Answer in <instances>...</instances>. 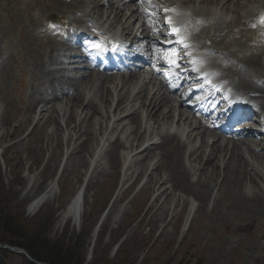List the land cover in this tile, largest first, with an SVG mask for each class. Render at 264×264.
<instances>
[{"label":"rangeland","instance_id":"rangeland-1","mask_svg":"<svg viewBox=\"0 0 264 264\" xmlns=\"http://www.w3.org/2000/svg\"><path fill=\"white\" fill-rule=\"evenodd\" d=\"M2 1L5 0H0V3ZM29 1L35 4L37 2V0ZM29 1L26 0V4ZM204 5L210 10L216 7V4L212 5L209 2ZM248 6H245L246 10ZM242 7L240 10L244 8ZM37 8L38 11L39 8H46V12L53 17H63L69 15L70 8H74V5L72 1H67L63 6L51 7L43 3ZM37 8L34 10L37 11ZM23 10L27 12L25 18L32 15L28 4L23 5ZM0 12L4 13L0 15V33L4 29L7 31L4 35L12 33L11 36L7 35L6 39L12 41L14 49L9 48V52H12L15 58L14 63L9 59L5 67L0 65V215L19 216L23 220V225L31 230L40 231L50 242L59 241L75 247L85 264H126V262L128 264H264V211L245 208L238 203L241 191L251 195L264 193V157L258 160L245 144L238 143L239 157L252 164L248 170L251 171V177L255 181L247 177L241 178L235 184L232 179L228 178V182L224 180V173L227 172L225 163L228 160V157L222 160L224 153L222 156L218 152L217 162L221 166L215 168L211 166L209 169H204V172L201 170L197 172L200 162L189 159L185 154L182 163L193 170L189 178L195 189L194 194L175 190L170 182H166L165 186L170 187V191L159 197L158 201L156 192L149 189L151 183H149V174L153 171L154 180L151 185L156 187L155 184L161 176L160 170L151 168L156 160L162 162L159 157L161 150L153 147L154 155L145 159L150 169L146 172L144 171L146 169H143L144 172L138 180L136 176L142 169V164L139 162L133 167L130 164L132 156L147 142L156 140V137L157 140L160 139L155 133L157 123L147 117V109L143 106V102L148 101L151 96H146L145 88L135 101L134 95L139 92L134 88L136 83L127 82L123 85L120 84L122 82H118L117 88L116 84L109 83L113 101L106 103L101 99L103 96L106 98V88L104 90L100 87L97 90L96 86L100 84L97 83L90 92L89 88L93 83L87 80H81L79 86L81 92L82 89L86 93L90 92L89 96L93 97L103 112L113 109L120 98L127 111L140 116L141 128L136 139L133 136L129 138L132 142L127 143V149L117 148L118 153L124 155L127 160L117 167L121 174H114L106 140L115 141L119 135L127 136L136 126L130 124L131 117L122 121L118 130L113 129V121L120 116V111L115 113L116 117L111 114V119L104 121L105 130L101 134H97L94 125L91 127L93 132L96 131L95 140L93 142L89 140L91 146L94 144L91 152L84 150L82 154L75 152L70 156L72 147H78L87 138V135L80 136L81 132L78 128L86 113L82 115V107L80 108L78 102L73 101L75 104L72 106L67 96L53 99L51 87L53 78L67 79L72 83L76 80L66 77L69 71H51L56 67L46 60L50 52L48 45L45 47V52L47 51L44 54L45 58L41 62L46 68V74L42 75V69L40 68L41 71L38 69L39 63L35 64L31 53L26 50L25 46L29 45L25 38L26 34L23 38L19 37H22L23 31L26 32L27 28L31 29L32 26L25 27L26 30L22 29L24 26L21 23L24 22V18H16L12 23L6 17L4 10ZM42 40L47 38L43 37ZM41 51L39 49L37 53L40 52L42 57ZM18 53H21V56ZM234 55L232 58L229 55V58H237ZM231 59L227 62L229 63ZM260 68L263 67L257 69ZM261 72L264 73L263 69ZM256 75L258 71L252 68L249 75L251 78H247L256 82ZM86 83L88 89H85ZM37 97L38 102L34 109L29 111L30 103ZM140 103L145 110L139 107ZM171 105L173 102L169 103L168 107H164V112L167 111L165 109L173 107ZM91 114L92 112H89L84 118L86 123H83V127L89 128L93 121V123L101 122L100 113H96V116ZM26 120L28 123L25 127L14 133L20 123ZM191 121L189 119L179 126L186 134L188 131L184 126L189 124L190 127ZM171 124L170 121L163 122L160 130L163 132L169 130ZM122 127L124 132L120 133ZM151 133L154 134L150 135ZM140 137H144V141L140 142ZM40 138L43 139L42 142ZM99 141L100 145L95 149ZM57 142L60 143L59 146ZM131 144L134 145L133 148ZM187 144V150L198 146L197 143ZM229 146L232 148V145ZM208 148L206 147V150ZM236 161L235 159L233 163ZM253 166L258 168L260 176L255 173L256 170H252ZM127 167L133 168L134 171L128 181H123ZM51 184L54 185L55 192L51 204L30 212L28 210L30 202ZM82 186L86 193V209L82 221L61 223V211L66 207L70 196ZM190 214L191 220L187 222ZM95 226L98 228L97 235L91 243L88 233ZM0 258L7 261V264L23 263L22 257L18 255L3 257L0 252Z\"/></svg>","mask_w":264,"mask_h":264},{"label":"bare ground","instance_id":"bare-ground-1","mask_svg":"<svg viewBox=\"0 0 264 264\" xmlns=\"http://www.w3.org/2000/svg\"><path fill=\"white\" fill-rule=\"evenodd\" d=\"M25 1L26 0H5V1H2L0 3V11L4 10V12L6 13L5 14L6 17H8V20L12 23L15 22L13 20L16 18L17 19L24 18L25 19L24 22L21 23L24 26V27L22 26L23 27L22 29L26 30L25 27L32 26L31 29L27 28L28 31L26 30V32L22 30L23 31L22 37L21 36H19V37L23 38V37H25V34H26L25 38H26V41L28 42L27 44H29L28 46H25L26 50H28L31 53L32 60H34V63L35 64H36V62L39 63L38 69H39V71H41L40 68L42 69V75H43V74H46V68L43 65H41V62H42V59L45 58L44 54L47 52V51L45 52V47L47 45H48V47H50V52L47 54L48 58L46 56V58H47L46 60L47 61L49 60L51 62L57 61L59 58H57V55H55V51H54L55 48L57 47V42H56L55 38H50V37L47 38V40H42L43 37L40 36L37 32V28L39 26V19H35L34 18L35 15L34 16L30 15V16H27L25 18V15L27 12H25L23 10V5L28 4V8L30 9V12H32V14H33V12L36 11V9L34 10V8H37L38 5L42 6L43 3H45L46 5H51V7H52V6L66 5V2L64 0H37V2L35 4V3H32L29 0H27L29 2L26 4ZM178 1H177V3L180 5H182L183 3L188 4V5H184V6L185 7L187 6V8H189L192 11L191 13L193 16H191L190 14H189V16L192 17V19H193L192 22H194V23H199V20L201 19L203 22L212 21V24L209 25V26H212L211 28L215 27L217 24H219V27L222 25H225L220 29V33L224 31L225 27H229L231 25L230 23H227V24L223 23L224 21L221 18H217L214 21V19H210V17L208 19H206V17L204 15L199 14L197 12V9H196V4L198 3V0H178ZM248 1H250V0H248ZM248 1H245V0H228V1H226V0H202L200 4L204 5L207 2H209V3H212V5L216 4V7H221L220 8L221 11L228 10V11H231L234 13H239V12H237V10L243 6L244 2L246 3L245 6L246 5L248 6V4L251 3ZM173 3L174 2H172L171 4H173ZM145 4H148V3H145ZM262 4H264V1L262 2ZM124 7H125V4L122 5V7L118 6L117 10L121 9V13H122L124 11ZM138 8H139L138 10L140 11L141 6H139ZM248 8L250 9V6H248ZM44 9H46V8H44ZM44 9L39 8V11H42V12L47 11V9L46 10H44ZM49 9L50 8H48V11H49ZM37 10H38V8H37ZM214 11L215 10H210L209 12L211 14H213ZM142 12H144L143 9H142ZM248 13H252V10H249ZM2 14H4V13H1L0 15H2ZM240 15H242V14L238 15L240 17V19H242L243 16H240ZM187 18H188V16H186L184 18V20H186ZM27 21H29V22L26 23ZM126 22H127V20H126ZM130 26H132V25L130 24ZM4 30L2 31V33H0V63H2L1 67H3V66L5 67L7 62L9 61V59H11L13 61V63L15 61L14 56L11 54L12 52H9V48H10V50L14 49L13 44L11 43L12 41H10L11 39L10 40L6 39L7 35L11 36L12 33L11 34L7 33L6 35H4L5 34L4 32H7ZM212 36L213 35H209V37H212ZM228 36H230V33L224 34L223 38L226 39V38H228ZM219 37H220V34H219ZM215 41L218 42V38H216ZM231 44H235V46H241L240 48H243L245 42L243 43L242 40H239L238 38L235 37L234 39H232ZM225 45L228 46L229 44L225 43ZM247 47H248V45H245V48H247ZM39 49L42 50L41 51L43 53L42 57L39 54L40 52L37 53V51H39ZM225 49H226V47H225ZM48 50H49V48H48ZM239 51H240V49H236V50H233L232 52H227V54L233 56L234 54H236ZM7 52H9V53L7 54ZM36 53L40 55V59L38 58V55H36ZM5 55H8L7 56L8 60H7V58H5L6 57ZM232 56H231V58H232ZM240 60H243L245 63L250 65L252 68L256 69V71L258 70V72L259 71L261 72V70L263 69V68L257 69L258 67H264L263 66L264 64L261 62L262 59H261L260 54L250 55V56L243 55L242 58H240ZM25 61H26V59H25ZM25 61H23V62H25ZM43 62H45V61H43ZM9 63H11V62H9ZM62 66H63V64H62ZM8 71H5V72H8ZM51 71L53 72L52 69H51ZM5 72L4 73L2 72V73L5 74ZM232 73L239 76V82L238 83L240 85L244 86L243 89H245V90L249 89L251 91L256 89V90H258L256 92L263 93V97L256 96V100L258 101V99H260L259 101H261V98H263V101H264V89L263 88L256 87V84L247 81L236 70H232ZM42 75H40V76L42 77ZM88 75H89L88 77H81L82 75H79L78 78L74 77L78 80V82L76 83V87H75L74 91L72 90L74 88V84L69 83L68 81H65L64 79H61V78H60V80H57V78H59V77L53 78V79L51 77V79H52L51 89L53 90V92H52L53 94L51 96L53 97V99L54 98L57 99L58 95H66L71 102L72 101L78 102L80 108L82 107L81 114L83 115V113H86L85 117L88 116L89 112H92L91 116L92 115L96 116V113H100L101 118H102L100 123H97V122L93 123L94 122L93 121L92 124L89 126L90 129L88 127H83V123L86 121L84 119L85 117L80 121V123L78 124L79 125L78 126L79 132H81L80 136L83 137V136L87 135V138L85 137L86 139L85 140L83 139L84 141L78 147H72L71 152H70V156L72 154H74L75 152L76 153L80 152L82 154L84 150H88L91 152V149H93L92 147L94 144L91 146L89 143V140H91L93 142V140H95V138H96V131L93 132V129H91V127L94 125L95 126L94 129L97 130V134H101L103 132V130H105V129H103L104 128V121L110 120L111 114H113V116L116 117L115 113L120 111V116L113 121V129L118 130L119 127L121 126L122 121L126 120V118L130 119L131 117H132V119L130 121V124H133L134 127L136 126V128L133 131H131L127 136H120L119 135L115 141L106 140V142H108L107 152H108L109 159L113 162L114 174L115 175L121 174L122 172L117 170V167L119 166L120 163H123L127 160H126V157L124 155H121L120 153H118L117 148L118 147H126V149H127L128 148L127 143L132 142L129 138L131 136H133V138L136 139V137L138 136V133L140 131V128H141L140 116L137 113L127 111L126 107L122 105V103H121L122 99H120V98L118 100V103L116 104V106L113 109H110L109 111L106 110V112H103L101 110V108H99V106L97 105L95 100H93V97L87 100L86 95H84V93L82 94V92H84V91L81 92V89L79 87L80 86L79 83L83 79H85V81L87 80L88 82L89 81L92 82L93 84L91 83L92 86L89 88L90 92L92 91V88L94 87L95 84L100 83V84H98V86H96V87H98L97 90H99L100 87L103 88L104 90L106 88V90H107L106 98H104V96H103V97H101V99H102V101L107 103V102L113 101V100H111L113 97H111V93H110L111 90H110L108 84L109 83L112 85L116 84V88H117L118 82H122V84L124 85L129 80L125 81L124 79H122L118 76H111V77H107V78H99L98 79L96 77L93 78V76H92L93 74H91V73H89ZM47 76H48V74H47ZM50 76H51V73H50ZM35 77H37V76H35ZM148 79H149V77L147 76L146 79L141 80L140 91L136 94V96L139 97L145 88H146L144 90L145 92H147V90H148V96L147 97H150V96L151 97L148 99V101L143 102V106L146 107V109H147V111H146L147 117L149 119L154 120L157 123V130L155 131V133L157 134L158 137H160V139H159V142H157V141L147 142L144 145V147H142L138 152H136V154L134 156H132V158H131L132 162L130 161V164L132 165V167L135 166L139 162L142 164V165L140 164L142 166V169L139 171V173L136 176V180H138L142 176L144 171L146 172L150 169V166H148V164L145 162V159L148 157L150 158V157H152V155H154V154H152L153 153V151H152L153 147H155L157 149L159 148L161 150V152H159V157H160V159H162V162L159 163V160H156V162L153 164V166L151 168V169L155 168V170L156 169L160 170L159 174L161 176H160V179L157 180V182L155 184L156 187L151 185V183L154 180V174H152L153 171L150 172V174H149V176H150L149 183L151 182L149 189H150V191L156 192V200L159 197L165 195L166 193H168L170 191V187L165 186L166 182H170L172 184V188L175 190H180L181 192L186 193V194H190V195L194 194L195 189H194L192 182L189 178L192 175L193 170L189 169L186 165H184L182 163L185 154H186V156H188L189 159L192 158L193 160L200 162V166L197 170V172H199L200 170L203 171L206 168L209 169L211 166H213L214 168H215V166L218 167V165H220L219 162H217L218 161L217 158L219 157L218 152L221 153L219 155H222V153H224V157L222 160H224L228 157V160H226V163H225V165H226L225 168L227 171L226 173H224L225 182L226 181L228 182V178H229V180L232 179L235 182V184H237L241 180V178L245 179L247 177L251 178L249 180L255 181V179H253L251 177V173H250L251 171L248 170V167L251 166L252 164L248 163L249 161L245 160L243 157L242 158L239 157V149H240L239 145L240 144L238 145L237 141H234L231 144H230V142L223 144V140L218 138L210 144V140L207 139V137L205 135L207 133V131H205V133H203V135H202L201 122H199L198 124H193L191 121L190 122L191 128L188 127L189 124H186V130L188 128H190V129L188 130L187 134L184 133V131L181 130L179 128V126H181L182 124L187 122V120L192 119V117L190 115H187L186 112H183L180 109H179L180 110L179 111L175 104L171 105L173 107L168 108V111L164 112V107L166 108V107H168L169 103H172V98L174 95L171 94L170 92H167V91H165L162 94V92H161L162 87H158L156 89L152 88L150 91V85L148 84ZM151 82H152V80H150V84H151ZM146 85H147V87H145ZM253 86H255V88H253ZM154 89H155V91L153 92ZM71 90L73 91V93H72L71 97H69ZM37 102H38V97L35 98L30 103L29 111H32L34 109L35 104ZM73 102H72V106H73V104H75ZM180 105L182 106L183 104L181 103ZM262 106H264V102H263ZM212 112H214L216 114L219 113L220 117H226L225 110L217 111L216 109H213ZM176 114H178V120L175 124L177 126H175V128H174V126H173L174 120L173 119L175 118ZM165 121L172 122L171 128H172V130L174 129L173 132H171V130H170L171 128H169V130H166L165 132L160 130V127L162 126L163 122H165ZM27 123H28L27 120L24 122H21L18 129L15 130L14 133L16 131L22 129L23 127H25V125ZM107 128L108 127H106V130H107ZM196 131H197V134H196ZM123 132H124V127H122L120 129V133H123ZM153 134L154 133H151L150 135H153ZM124 135H126V134H124ZM182 136H186L188 139H190V141H193L196 139V137L200 136L201 137V144L197 147H193V150H190V152L187 154L185 151V149L187 150V148H185V147H187L186 146L187 142L185 143L182 141V139H181ZM141 137L139 139L140 142L144 141V137L143 138H141ZM124 138L126 139V141H124ZM242 140L243 139H240L239 141H241L242 144H245L249 148L250 153L253 154L255 157H258L257 158L258 160L260 157L261 158L264 157V143L263 142H253L254 145H263L262 148L253 150L250 146V145L253 146V144H251V141H253V139H251V137L245 138L244 141H242ZM42 141H43V139L40 138V142H42ZM229 144L232 145V148H230ZM59 145H60V143L57 142V146H59ZM99 145H100V141L97 142V144L95 145V149L98 148ZM104 146H106V145H104ZM130 146H131V148H133L134 145L131 144ZM206 147L207 148L209 147V149L206 150ZM235 159L237 161H236V163H233V161ZM143 161H144V163H142ZM190 161H192V160H190ZM214 162H216V163H214ZM223 163L224 162H222V164ZM132 169H130L129 167L126 168L123 181H128L132 177V173L134 171V170L132 171ZM143 169H146V170L143 171ZM253 169L256 170L255 173H257L258 176H260L258 168L257 167L254 168V166H253L252 170ZM163 170H166L168 172H166V171L163 172ZM215 174H216V172H215ZM217 174H219V173L217 172ZM232 175H234V176H232ZM125 192H126V190H125ZM240 193H241V195H240V198L238 200L239 205H241L242 207H245V208L256 210V211H264V193L262 195H260L261 193L260 194L255 193V194L251 195V194L245 193V191H241ZM54 195H55L54 185L51 184V185L47 186V188L37 196L38 199L36 200V202L34 204H32V207L37 209V208H40L42 206H46V205L51 204V201L55 197ZM85 197H86V193L82 187L79 188L75 192V194L70 196V198L67 201L66 207L60 213V218L62 219L61 223L65 222V221H75L77 223L82 221V218L85 214V209H86V198ZM159 199H158V201H159ZM190 220H191V214L189 215L187 222H190ZM97 230H98L97 226H95L93 228V230L89 231V233H88L90 236V239H91V243L96 238Z\"/></svg>","mask_w":264,"mask_h":264},{"label":"trees","instance_id":"trees-1","mask_svg":"<svg viewBox=\"0 0 264 264\" xmlns=\"http://www.w3.org/2000/svg\"><path fill=\"white\" fill-rule=\"evenodd\" d=\"M22 223L23 220L19 216L0 215V243L24 248L37 261L49 264H85L75 247L59 241L50 242L40 231L31 230ZM0 252L3 257H22V264H37L24 254H15L9 249H0ZM7 263L0 258V264Z\"/></svg>","mask_w":264,"mask_h":264},{"label":"snow or ice","instance_id":"snow-or-ice-1","mask_svg":"<svg viewBox=\"0 0 264 264\" xmlns=\"http://www.w3.org/2000/svg\"><path fill=\"white\" fill-rule=\"evenodd\" d=\"M139 3L144 4L148 3L151 4L153 0H138ZM149 17L155 18L158 15H163V21L160 22L159 26L153 25L154 30L159 32L162 28L167 27L169 29V32L166 34L168 36H171L172 39H168L165 41V43L172 45L171 49L168 50V55L165 57L166 61L170 66L179 67L180 66V51L175 47V45L179 44L182 49L185 50L186 56L189 58V64L192 66L191 70L198 73V75H202L205 77V83L212 85L213 81L211 79H208L205 73H202L199 66L204 62L203 58L197 57L193 55V52L190 51V49L193 47V45L189 42L190 33L187 31V28L185 27L182 29L178 24H174L173 17L171 15H168L169 12H175L176 9H169V8H163L160 10H153V9H146ZM178 23H184L182 20ZM260 23L264 24V16L260 17ZM255 27V25H253ZM95 31V29L93 30ZM88 47L90 49L96 50V51H119L120 45L113 44L111 49H108L107 47H103L98 42H89ZM171 78L172 74H168ZM170 86L176 87V85L171 83L170 79Z\"/></svg>","mask_w":264,"mask_h":264},{"label":"water","instance_id":"water-1","mask_svg":"<svg viewBox=\"0 0 264 264\" xmlns=\"http://www.w3.org/2000/svg\"><path fill=\"white\" fill-rule=\"evenodd\" d=\"M0 247H4V248H9L10 250H12L13 252H18V253H23L25 254L31 261L33 262H38L37 260H35L25 249L23 248H19L17 246H10L8 244L6 245H2L0 244ZM40 264H49L47 262H39Z\"/></svg>","mask_w":264,"mask_h":264}]
</instances>
